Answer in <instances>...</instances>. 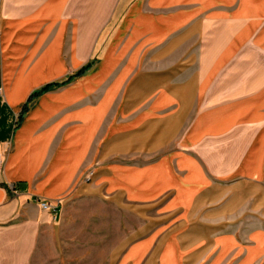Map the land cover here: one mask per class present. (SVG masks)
Wrapping results in <instances>:
<instances>
[{"label":"crops","instance_id":"0c3cea01","mask_svg":"<svg viewBox=\"0 0 264 264\" xmlns=\"http://www.w3.org/2000/svg\"><path fill=\"white\" fill-rule=\"evenodd\" d=\"M0 87V264L76 197L143 223L115 264H264L210 215L228 181L264 208V0H0Z\"/></svg>","mask_w":264,"mask_h":264},{"label":"rangeland","instance_id":"374dc122","mask_svg":"<svg viewBox=\"0 0 264 264\" xmlns=\"http://www.w3.org/2000/svg\"><path fill=\"white\" fill-rule=\"evenodd\" d=\"M257 195L253 182L228 181L217 186L210 207L216 219L213 226L238 233L255 225L256 219L264 226V208L258 207ZM164 227L153 222V233ZM144 234L143 223L127 208L100 197H76L45 235L30 264H115V254Z\"/></svg>","mask_w":264,"mask_h":264},{"label":"built area","instance_id":"2783aa9c","mask_svg":"<svg viewBox=\"0 0 264 264\" xmlns=\"http://www.w3.org/2000/svg\"><path fill=\"white\" fill-rule=\"evenodd\" d=\"M2 96V89L0 87V98ZM8 152V148H4V150H2V152H0V173L2 171V166H3V163L5 161V157H6V154ZM91 175V172H88V174L86 175V179H88ZM41 206L44 208V207H47L48 205L46 203H41Z\"/></svg>","mask_w":264,"mask_h":264},{"label":"trees","instance_id":"16d2710c","mask_svg":"<svg viewBox=\"0 0 264 264\" xmlns=\"http://www.w3.org/2000/svg\"><path fill=\"white\" fill-rule=\"evenodd\" d=\"M85 69H86V67H85ZM70 78H71V77H70ZM70 78H68L66 81L61 82V83H52V84H48V85L44 86V87L41 89V92L48 90L51 86L64 84V83L68 82V81L70 80Z\"/></svg>","mask_w":264,"mask_h":264}]
</instances>
